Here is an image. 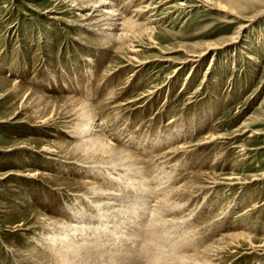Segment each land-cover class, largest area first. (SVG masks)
I'll return each mask as SVG.
<instances>
[{"label": "rangeland", "instance_id": "rangeland-1", "mask_svg": "<svg viewBox=\"0 0 264 264\" xmlns=\"http://www.w3.org/2000/svg\"><path fill=\"white\" fill-rule=\"evenodd\" d=\"M117 1L125 17L153 28L151 37L135 42L138 56L149 60L139 72L124 53L89 41L96 36L73 23L72 1L0 0V264H33L34 258L52 264L41 239L44 217L113 232L120 247L101 241L106 254L91 263L131 264L112 255L124 253L120 223L137 215L134 206L145 195L125 184V171L89 173L82 163L43 153L44 146L74 137L33 124L49 104H19L10 81L51 97L74 93L88 100L112 144L155 155L147 162L151 177H162L164 192L177 188L171 194L181 200L167 214L170 234L189 232L202 246L231 233L248 235L219 243L224 249L209 264H264V246H257L264 244V0ZM201 52L197 62L189 61ZM151 91L149 99H139ZM210 134L216 138L203 142ZM29 170L49 176H24ZM227 177L246 183L228 184ZM83 178L122 196L110 200L120 204L97 205L77 194L73 182ZM211 179L220 183L200 188ZM55 180L67 188L53 189ZM178 189L185 191L176 196ZM153 202L146 196L143 216ZM119 207L134 212L121 215ZM32 248L37 258L26 259Z\"/></svg>", "mask_w": 264, "mask_h": 264}, {"label": "bare ground", "instance_id": "bare-ground-1", "mask_svg": "<svg viewBox=\"0 0 264 264\" xmlns=\"http://www.w3.org/2000/svg\"><path fill=\"white\" fill-rule=\"evenodd\" d=\"M69 1L73 2L72 6L77 11L75 14L76 19L73 20V23L77 25V28L79 27V29H83L84 32L91 31L96 36L92 39L89 38L90 40L86 37V40L88 39L95 46L105 49V51H114L118 54L124 53L128 65L136 68L134 72L141 71L149 62L148 59H143L138 56L140 48L135 42L143 34L151 37L153 34V28L151 29V27H147L145 23H137L135 19L133 20L131 17H128L127 14V17H125L121 5L118 4L117 0V2L115 0ZM199 1L201 3L204 2L205 4L208 0ZM146 8L149 9L150 7L146 6ZM48 11L55 12L57 10L50 9ZM210 49L211 48L207 50ZM204 54L205 52L199 54L192 53L189 55V61L197 62ZM10 83L12 91L19 98V104L32 107L35 106L34 108L42 102H44L45 105L49 104L47 105L50 106V108L47 109L48 111L37 116L35 115L34 120H32L33 124L46 127L49 125L57 126L59 129L71 133L70 136L74 137V141H64L61 144L59 143L60 146H42L43 148L40 150L43 153H47L52 157H64L82 163L80 164L82 165L81 167L85 168L84 170L89 173L95 174L98 170L106 169H116L119 172L117 174H125L126 172L125 177L127 181L125 184L134 185V188L139 191L138 193L145 194L143 201L134 206L135 209L138 210L137 215L133 218L131 216L125 220V222L120 223L121 228L123 227L126 229V232H124L125 237L120 242L123 245V248L120 249H122L124 253L112 256L120 260L131 261V264H209L213 260V255H216L215 252L224 249V246H221L219 243H223L225 240L230 241V239L237 236H248L243 233H239L241 235L231 233L220 237L211 244L202 246L200 242L196 241V238L199 236L194 238L189 232H178V234L177 232H173L170 234L168 231V225L170 226L169 223L172 219H167V214L169 210H171V206L175 205L178 207L179 205L177 206V204H180L181 200L176 201L177 199H175V196L171 194L174 193L173 191L177 188H171L172 191H170V193H167L166 191L164 192L160 189V185L163 183L161 182L162 177H151L147 162H149V159L153 157L155 158V155L137 154L136 152L131 151L132 148L127 149L125 146L112 144L102 132V120L94 109L96 106L88 100L78 97L74 93L62 97H51L24 86L19 81H10ZM152 92L154 93V91L147 92V94L141 96L139 99H149L151 97L150 94H153ZM139 99H133L129 102H136ZM101 104L102 102H96L97 107ZM111 108L115 109L116 105L111 104ZM215 138L216 137H214L213 134H210L204 138L205 141L203 142L207 143L213 141ZM176 149L173 148L168 151L173 153L174 151H177ZM160 155L163 156V154ZM165 155L168 154L165 153ZM117 164L121 165V168L117 167V169ZM40 175L45 177L49 176L39 173L37 170H29L24 174V176L30 178ZM52 178L53 177L51 176V179ZM233 178L234 177H227V180L230 179L231 181L232 179V182H229L228 184L243 185L246 183V181H241L239 177L236 178L238 180L234 182ZM204 182L207 183V186L203 185L200 186V188H213L220 183L215 179L205 180ZM73 184H76L74 187H77L78 189L75 190L77 194L84 195V197L91 199L97 205L105 204L112 206L113 204H120L119 202L110 200H118L117 196H122L101 189L100 185L94 180L83 178V180L79 179L73 182ZM55 186H57L53 188L55 190H64V188H67L62 182L59 183V180H55ZM184 191L185 190L178 189V192H175V195L177 196V193H184ZM146 196H152L154 201L148 211L149 217L143 216L144 211L146 210ZM120 207L118 209L114 208L119 211L120 214H132L134 212L132 209L127 210L128 212H126L125 207L123 209ZM176 210H178V208ZM41 219L45 232L41 235V239L48 245L45 247L47 252L49 251L48 254L52 255L55 259L52 260V264L98 263L100 262V256L104 254L103 249H105L104 247H101V241L105 244L109 243L115 248H118L119 246V243L114 241V238L116 237L114 233H111L106 229H103L101 233H96L93 231L94 229L92 226L94 225H91L90 227L75 225L54 218L50 219L49 217ZM66 225L75 227L70 228L71 231H69L66 229ZM177 230L179 229L177 228ZM41 239L37 238L36 242L40 243ZM164 240L169 241L168 244H166L168 248L167 246L164 248ZM214 244L219 245L214 247ZM95 245L100 246L97 247ZM252 245L254 246V244ZM257 246L261 247L264 246V244ZM36 252L39 253V251L32 248L29 252L25 251L24 255L27 257L26 259H33V256L35 255L36 257L37 255ZM98 258L99 260L96 261ZM40 261H37L34 258L33 264H45L44 261Z\"/></svg>", "mask_w": 264, "mask_h": 264}]
</instances>
